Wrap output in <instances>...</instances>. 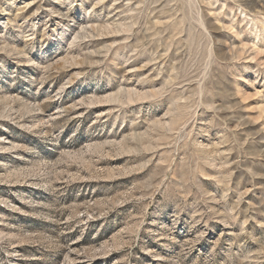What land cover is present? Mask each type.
I'll list each match as a JSON object with an SVG mask.
<instances>
[{"label":"rangeland","instance_id":"1","mask_svg":"<svg viewBox=\"0 0 264 264\" xmlns=\"http://www.w3.org/2000/svg\"><path fill=\"white\" fill-rule=\"evenodd\" d=\"M0 264H264V0H0Z\"/></svg>","mask_w":264,"mask_h":264}]
</instances>
